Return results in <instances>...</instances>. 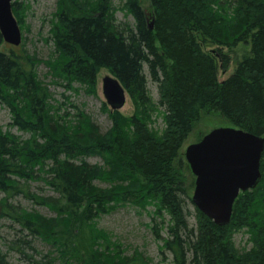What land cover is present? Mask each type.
I'll return each mask as SVG.
<instances>
[{"label":"trees","instance_id":"obj_1","mask_svg":"<svg viewBox=\"0 0 264 264\" xmlns=\"http://www.w3.org/2000/svg\"><path fill=\"white\" fill-rule=\"evenodd\" d=\"M76 1L73 9L58 11L55 55L46 64L69 87L80 82L95 88L98 71L108 68L135 110L110 112L107 131L75 103L73 112L62 114L39 78L34 55L2 49L0 31V100L11 108V125L29 133L22 138L0 131V264H11L1 246L4 218L68 255L69 262L151 264L140 248L121 250L98 225L102 215L126 205L155 207L153 230L162 238L160 231L167 229L163 246L176 264H264V152L259 185L239 194L227 225L216 224L194 204L181 152L207 110L264 135V0H126L134 25L117 23L112 0ZM241 43L250 51L220 80V70L232 62L226 48ZM149 77L158 84V102ZM157 115L163 116V128L154 126ZM90 156L102 162L92 163ZM38 178L56 195L22 190L23 180ZM17 191L56 215L13 203ZM190 213L196 226L188 222ZM240 231L249 234L251 251L234 249Z\"/></svg>","mask_w":264,"mask_h":264},{"label":"rangeland","instance_id":"obj_2","mask_svg":"<svg viewBox=\"0 0 264 264\" xmlns=\"http://www.w3.org/2000/svg\"><path fill=\"white\" fill-rule=\"evenodd\" d=\"M19 4V11L14 13L19 19L23 32V40L20 45H13L4 42L2 49L11 52L12 49L18 54L25 55L29 53L34 55L36 70L43 84L47 85L53 94V104H57L60 112L65 114L73 112L72 104L80 106L87 112L92 119L100 126L102 131H107L113 125L110 112H113L110 104L106 101L103 93V80L107 75H113L111 71L102 67L97 74V84L95 88L89 84L80 82L72 83L71 87L63 77L52 74L49 65L46 62L55 54V45L52 40V28L57 21L58 11L61 7L73 9L76 0H14ZM116 7L117 23L128 22L135 24L134 15L126 8V0H112ZM148 8L149 3L145 2ZM230 53L232 62L227 70L221 69L219 79H226L236 68L237 63L243 59L245 54L250 51V45L241 43L234 48H226ZM149 89L158 102L160 99L158 84L149 77ZM135 110L134 104L129 94H127L126 104L119 110L124 115H132ZM13 115L9 105L0 100V131H12L14 134L27 138L29 133L20 130L17 126L11 125ZM230 125L227 120L219 113L211 110L204 111L201 118L196 122L195 128L187 138L182 147V156L184 158V177L190 196L193 195L196 186V175L192 172L189 163L186 160L185 152L189 144L200 141L212 129L220 126ZM155 127L163 128L165 126L163 116H155ZM88 161L92 163H101L99 156H90ZM105 186V183H99ZM22 190L39 195H56L48 184L41 178L32 179L28 183L22 181ZM10 200L28 210L38 211L46 216H55L56 212L47 205L36 202L24 191L15 193ZM155 207L150 206L148 210H142L134 205L121 206L109 214H104L98 219L100 228L106 230L114 243L119 244V248L128 253L134 251V248H140L152 258L151 264H176L171 251L167 250L164 244V238L168 236L167 229L162 228V238L158 237L153 230ZM193 210V209H192ZM151 211V212H150ZM156 217V216H155ZM157 218L156 221H160ZM170 219L166 215V220ZM190 226H196L197 220L194 213L188 216ZM1 246L11 264H83L82 262H69V256H64L59 249H53L50 244L40 238L30 234L28 230L11 219H2L1 227ZM234 249L237 252L242 250L251 251L253 244L250 241L249 234L240 231L234 235Z\"/></svg>","mask_w":264,"mask_h":264},{"label":"water","instance_id":"obj_3","mask_svg":"<svg viewBox=\"0 0 264 264\" xmlns=\"http://www.w3.org/2000/svg\"><path fill=\"white\" fill-rule=\"evenodd\" d=\"M0 31L6 42L22 43L14 0H0ZM103 93L113 110H120L127 102L128 91L114 75L104 78ZM263 152V134L234 125L216 127L189 144L185 157L197 177L192 200L198 209L218 225L229 224L239 194L257 187L262 179Z\"/></svg>","mask_w":264,"mask_h":264}]
</instances>
